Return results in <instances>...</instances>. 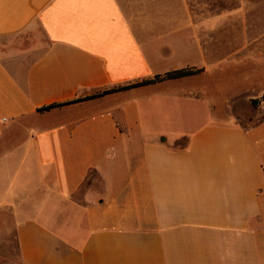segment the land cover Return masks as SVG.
<instances>
[{
    "label": "crops",
    "instance_id": "1",
    "mask_svg": "<svg viewBox=\"0 0 264 264\" xmlns=\"http://www.w3.org/2000/svg\"><path fill=\"white\" fill-rule=\"evenodd\" d=\"M0 40V264H264V0H0Z\"/></svg>",
    "mask_w": 264,
    "mask_h": 264
},
{
    "label": "rangeland",
    "instance_id": "2",
    "mask_svg": "<svg viewBox=\"0 0 264 264\" xmlns=\"http://www.w3.org/2000/svg\"><path fill=\"white\" fill-rule=\"evenodd\" d=\"M2 40H0L1 42ZM264 101V94L260 97V99H257L256 103H254L255 107H251L250 105H247L246 103L239 102L238 106L242 107V109L238 113L243 112L242 115H240V119L243 120L244 123H249L250 120L253 122H259L264 118V107H260V104ZM246 114V115H245Z\"/></svg>",
    "mask_w": 264,
    "mask_h": 264
},
{
    "label": "trees",
    "instance_id": "3",
    "mask_svg": "<svg viewBox=\"0 0 264 264\" xmlns=\"http://www.w3.org/2000/svg\"><path fill=\"white\" fill-rule=\"evenodd\" d=\"M190 73V71H187V70H178V71H173V72H169L163 76H156L154 79L152 80H146V81H143V82H139L137 84H133V85H129V86H126V87H120V88H117V89H114L112 91H105L104 94H107L109 92H113V91H118V90H122V89H126V88H130V87H134V86H140V85H145V84H151V83H156L158 81H162V80H165V79H171V78H178V77H182V76H186ZM254 103H256V100L254 101ZM55 105L53 106H49L47 107L46 109H49L51 107H54Z\"/></svg>",
    "mask_w": 264,
    "mask_h": 264
}]
</instances>
